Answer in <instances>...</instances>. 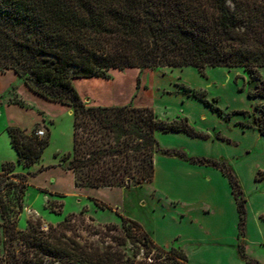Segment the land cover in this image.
I'll return each instance as SVG.
<instances>
[{
  "label": "trees",
  "instance_id": "16d2710c",
  "mask_svg": "<svg viewBox=\"0 0 264 264\" xmlns=\"http://www.w3.org/2000/svg\"><path fill=\"white\" fill-rule=\"evenodd\" d=\"M160 68H192L199 73L205 68H240L254 85L247 97L264 101L258 73L264 68V0H0V73L12 72L32 94L73 108L72 152L61 161H68L75 188L150 184L154 156L161 152L221 172L237 206L240 234L246 200L225 163L158 147L156 133L201 136L185 119L161 120L148 107L86 106L72 84L109 70ZM187 91L224 119L247 114L224 113L214 105L216 98L211 104ZM12 104L23 106L20 99ZM253 110L264 115V104H255ZM38 126L30 134L7 128L16 162L23 168L38 163L48 145V130L39 138ZM257 130L264 136V123L259 121ZM13 169L11 163L3 165L0 194L8 185L1 178ZM11 176L19 180L18 186L10 183L13 193L22 195L25 176ZM262 178L263 174L255 180ZM8 213L0 197L1 264H188L182 250L156 245L137 222L126 218L120 225L99 228L86 225L81 213L56 225L30 222L17 231ZM126 245L138 246L142 257L127 255Z\"/></svg>",
  "mask_w": 264,
  "mask_h": 264
},
{
  "label": "rangeland",
  "instance_id": "374dc122",
  "mask_svg": "<svg viewBox=\"0 0 264 264\" xmlns=\"http://www.w3.org/2000/svg\"><path fill=\"white\" fill-rule=\"evenodd\" d=\"M233 74V71L224 68H205L201 73L192 68L123 69L109 70L100 77L74 79L72 84L86 106L148 107L157 115V112H162L164 109L168 113H173L180 108L192 110L188 102L186 107L179 105V102L185 101L188 96L207 107L194 98L192 92L187 91L191 90L195 91L197 96H203L211 104L216 98L217 102L214 105L224 113H229L247 110L251 104L246 95L245 81L243 84L242 79ZM0 79H2L0 83V175L4 164L14 165L13 171L4 174L1 178L2 184L8 185L5 186L0 197L9 207L8 217L13 222L15 230L24 231L30 222H39L42 226L56 225L68 216H78L83 213L86 225L99 228L107 224L120 225L121 218L137 222L151 239L156 236L159 242L169 243V246L160 247L182 250L187 256L188 264L190 262L187 253L190 254V258L198 261L204 257H212L215 250H225V244L232 233L231 221L226 220L229 224L221 233L224 241L220 245L209 246L200 233L176 220L177 210L174 213H167L164 208L165 203L173 207L172 209L183 208L176 197L168 193L167 195L163 191L156 192L151 183L142 187L128 188H75L73 174L67 170L68 161H61L63 155L72 152L73 108L32 94L26 87H22L21 80L18 78L13 83L12 74L2 76ZM186 87L188 89H185ZM179 98L182 100L180 101ZM18 99L22 101L23 106L12 104L13 100ZM243 117L246 119L244 126L257 129L259 121L264 123V115L253 109ZM37 125H39L37 129L43 128L45 132L46 129L48 130V145L38 163L29 168H23L16 162V154L9 143L7 128L16 127L30 134ZM245 141L252 148L256 147V142L251 137H247ZM163 144L169 146L166 149L175 148L173 142L168 141ZM220 152L221 156L227 159L236 157L233 149L222 148ZM157 153L163 157L169 156L161 152ZM250 157L256 164L262 162L264 164V150H254ZM13 174H21L26 178L25 190L20 196L17 192L13 193V186L10 184L19 185V180L11 176ZM248 175V173L242 175L243 182L239 184H242L245 199H248L247 216L249 218L246 221L252 234L247 239L245 254V247L241 240L244 236V225L240 226L235 252L237 258L246 264H264V248L256 243L258 237L264 238V232L262 235L256 231L255 222L250 219L253 209L261 201L256 197L253 183ZM239 187L241 189L240 185ZM242 197L244 198L243 194ZM187 200V202H194L197 199L193 196ZM202 206L197 205V208L204 209L203 216H210L207 213V207ZM88 218L93 219V222H90ZM2 223L0 215V260L4 257L1 245L4 237ZM82 235L90 242H97L96 238L88 237L84 233ZM179 236L183 238L184 249L177 245ZM194 244L198 246L195 247ZM124 249L129 256L136 255L137 259L142 257V250L138 246L126 245Z\"/></svg>",
  "mask_w": 264,
  "mask_h": 264
},
{
  "label": "crops",
  "instance_id": "0c3cea01",
  "mask_svg": "<svg viewBox=\"0 0 264 264\" xmlns=\"http://www.w3.org/2000/svg\"><path fill=\"white\" fill-rule=\"evenodd\" d=\"M227 70L233 71L235 77L241 78L243 84L245 81L247 91L253 90L254 85L252 82H248V74L246 72L240 68H231ZM258 73L260 79L264 82V68H259ZM10 74L14 76L12 82L15 83L18 77L12 72H6L5 74L0 73V78ZM18 79L21 80L20 78ZM1 80L2 79H0V83ZM21 84L22 87L25 88L22 80ZM182 86L185 87L184 84H182ZM185 89L188 88L186 87ZM179 99L180 101L182 100V98ZM250 101L251 104L247 110L238 111L248 113L253 109L255 104H264V101L260 98L250 99ZM187 102L190 104L189 106L192 110L180 108L173 113H168L164 109L162 112H157V116L159 119L168 122L176 119H185L187 124L201 136L193 138L182 132L166 134L156 133L155 137L159 149L177 150L184 153L188 158H206L224 162L238 183H242L244 178L242 175L248 173V178L251 179L254 186V193L263 205L259 203L256 208L253 209L250 219L255 222L256 231L263 235L264 220L261 219V216H264V164L263 162L256 164L250 155L254 150H264V136H262L256 128L244 126L243 123L246 119L243 116L233 115L230 119H224L219 117L209 107H204L201 103L188 96H186L185 101L179 102V105L186 107L185 105ZM247 137H251L255 140L256 147L252 148L246 143L245 140ZM168 141L173 142L175 148L166 149L169 146L163 143H167ZM222 148L233 149L236 152V154H234L236 157L227 159L221 156L220 151ZM153 161L154 175L151 182L153 189L156 192L163 191L165 194L168 193L171 196H175L178 202L183 205L181 209H172L173 207L165 203V210L167 213H174V211L177 210V212H175V216L177 217L176 220L182 222L187 228L200 233L206 239L207 243H209V246L220 245V243L224 241L221 237V233L224 232L226 225L229 224L227 221L232 222V233L229 235V241L225 244V250L222 249V252L215 250L212 257H204L198 261L190 258V254L187 253L190 264H246L236 256L235 246L238 240L237 206L231 195L229 183L221 172L213 167L190 165L183 159L175 156L163 157L159 153L155 154ZM241 169H244V171L242 172ZM261 174H263V178L256 181L255 178ZM239 185L242 191V184ZM242 194L245 199L244 191H242ZM193 196H195L197 200L194 202H187V199ZM197 205L207 207V213L210 216H203L204 209H198ZM248 208L247 199L245 203L244 236L241 238L244 247L247 245L248 237L252 234L248 228V222L246 221L249 218L247 216ZM178 238L179 241H177V245L184 249L183 238L180 236ZM152 240L158 246H169V243L163 244V242H159L156 236H154ZM256 243L258 246L264 248L263 237L260 239L258 237ZM194 245L195 247L198 246V244ZM199 246L201 247V245Z\"/></svg>",
  "mask_w": 264,
  "mask_h": 264
},
{
  "label": "built area",
  "instance_id": "2783aa9c",
  "mask_svg": "<svg viewBox=\"0 0 264 264\" xmlns=\"http://www.w3.org/2000/svg\"><path fill=\"white\" fill-rule=\"evenodd\" d=\"M35 135L39 138H42L45 136V129L41 128V129H37L35 132Z\"/></svg>",
  "mask_w": 264,
  "mask_h": 264
}]
</instances>
